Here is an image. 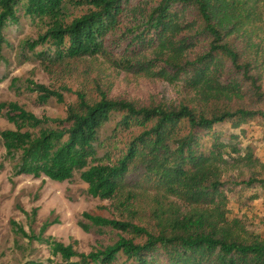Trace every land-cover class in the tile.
<instances>
[{
  "label": "trees",
  "instance_id": "obj_1",
  "mask_svg": "<svg viewBox=\"0 0 264 264\" xmlns=\"http://www.w3.org/2000/svg\"><path fill=\"white\" fill-rule=\"evenodd\" d=\"M23 19L41 28L21 42V60L63 66L102 57L140 78L183 85L193 99L141 105L98 87L96 98L72 92L63 117L0 103L14 125L0 136L15 175L64 182L79 173L87 194L111 201L120 216L84 213L86 232H118L88 253L47 234L58 219L38 233L11 220L15 233L46 245L57 264H264L255 219L230 206L232 192L240 208L264 195V161L242 140L245 124L264 120V0H0V66L6 31ZM27 82L40 103H64L61 92ZM224 123L240 131L217 129Z\"/></svg>",
  "mask_w": 264,
  "mask_h": 264
},
{
  "label": "rangeland",
  "instance_id": "obj_2",
  "mask_svg": "<svg viewBox=\"0 0 264 264\" xmlns=\"http://www.w3.org/2000/svg\"><path fill=\"white\" fill-rule=\"evenodd\" d=\"M86 7L71 9L72 15H80ZM40 24L23 19L19 27H11L6 31L9 45L5 47L6 61L0 66V103L17 102L38 116L44 114L52 117L65 115V103L75 101L72 93L84 91L88 97H98L97 88L102 89L109 97L127 99L141 105L161 103L176 106L180 102L189 103L193 93L183 85L170 84L163 80L140 78L133 73L113 68L104 58H82L63 66H49L32 58L20 59V44L27 38H36ZM18 80L17 90L13 80ZM32 80L44 84L48 88L61 92L64 103L55 99L40 103L37 94L26 89ZM67 88L70 92L63 90ZM112 124L104 132L110 133ZM14 128L0 115V133L4 129ZM224 132H239L233 130L229 123L217 125ZM242 140L251 144L257 155L264 161V120L257 118L243 127ZM119 137L116 144L123 146L125 137ZM123 141H119V140ZM6 151L0 136V264H25L34 260L40 264H57L59 257L51 255L49 248L37 241L30 243L27 238L17 235L11 220L20 224L27 232H39L41 224L46 219H58L47 231L48 235L70 244L74 241L78 251L88 253L99 245H108L118 239V232L105 229L103 233L86 232L79 222L84 221V213L101 215L108 218H120L119 213L109 200H101L87 194L88 185L79 173L71 181L57 182L46 176L35 178L31 175H15L13 163L5 156ZM231 184L227 185L229 188ZM252 193L245 196H251ZM262 195V194H261ZM239 195L230 194V206L233 212H247L254 223L252 229H258L264 235V195L251 202L250 206L240 208ZM240 208V210H239ZM37 209V216L30 224L32 211ZM246 210V211H245ZM73 260H77L74 258ZM118 264V263H117Z\"/></svg>",
  "mask_w": 264,
  "mask_h": 264
}]
</instances>
